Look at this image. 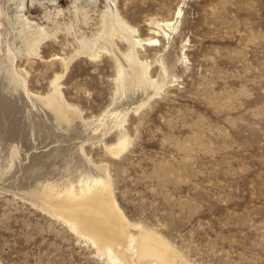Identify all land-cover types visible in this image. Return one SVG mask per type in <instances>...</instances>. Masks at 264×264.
Listing matches in <instances>:
<instances>
[{
    "label": "rangeland",
    "instance_id": "374dc122",
    "mask_svg": "<svg viewBox=\"0 0 264 264\" xmlns=\"http://www.w3.org/2000/svg\"><path fill=\"white\" fill-rule=\"evenodd\" d=\"M24 5L26 18L50 37L33 57L15 58L3 46L0 61L9 58L12 71L25 74V94L49 97L58 90L66 109L75 108L83 132L72 136L64 124L51 123L55 134L46 138L48 146L37 135L30 143L0 134V149L10 143L18 150L39 149L38 169H31L36 163L30 153L10 174H1L0 264H109L53 216L61 208L49 214L15 195L28 185L53 183L46 173L50 158L64 147H73L87 169L105 167L132 234L142 228L162 238L177 264H264V0H115L141 39L152 36L153 21L169 25L166 36L156 38L160 45L138 48L159 90L125 117L128 146L118 156L107 152L102 137L117 91L114 59L104 52L94 59L79 53L81 40L100 30L106 0ZM4 88L0 81V98ZM92 133L100 138L92 141ZM26 170L36 179L23 186Z\"/></svg>",
    "mask_w": 264,
    "mask_h": 264
},
{
    "label": "bare ground",
    "instance_id": "6f19581e",
    "mask_svg": "<svg viewBox=\"0 0 264 264\" xmlns=\"http://www.w3.org/2000/svg\"><path fill=\"white\" fill-rule=\"evenodd\" d=\"M2 3L0 4V49L2 50L3 48L1 47L4 46V51L13 57L15 55H19L18 57L36 56L39 46L50 35L42 27L26 18L23 12L24 0H2ZM106 3L105 12L101 16L100 30L91 40H81L80 44L82 47L79 53L94 59L99 56V53L104 52L106 55L110 54L111 58L114 59L117 91L113 99L112 108L110 111L108 110L109 114L106 117L104 116L108 130L105 134H102V137L104 138V146L107 152L112 156H118L128 146V134L123 125L125 117L130 111H137L145 100L159 90V85L150 80L147 74V63L138 58V48L160 45L156 38H164L166 36L164 28H169V25L153 21L150 33L148 32L152 36L141 39L137 36L138 34L134 28L129 26L119 15L115 0H106ZM2 17L6 18L5 21L3 19L5 25L3 28L1 27L3 25V22H1ZM157 30H162L163 32L161 33ZM116 36L120 38L118 41L126 46L127 50L125 53L119 51L115 45ZM5 52L3 54L0 51L1 60L3 57L1 53L5 56ZM14 59H12L13 62ZM7 61H9V58L3 60V62L0 61V81H2L5 87L4 91H6V100L5 98H0V134H6L14 142L23 138L30 143L36 140L37 135L43 142L46 141L48 146L52 141L50 140L49 142L46 138H49L54 133V129L53 131L49 130L51 129L49 128L51 123L59 122L64 124L66 129L69 130L67 133L72 134V136H75L76 132L74 130L83 132L82 127L78 126L81 123L79 124L78 119L73 117L77 114L74 111L75 108L72 110L66 109L63 100L59 98L61 94L58 95V90V93L49 94V97L33 95L32 93H27V91L25 94L23 91L24 86H26L24 85L23 77L25 74L22 75L21 71L19 73L16 70L12 71L13 68L11 69ZM67 66L68 64L65 66L66 69ZM56 87L59 88L58 86ZM55 130L57 131V128ZM64 131L62 132L64 133ZM100 134L92 133L88 137L93 141L97 139L95 135L100 138ZM102 137L101 139H103ZM67 138L69 139V137ZM43 142L41 143L44 144ZM71 142L73 143V141ZM14 147L17 149L21 146H14V144L10 143L8 148L0 149V180L1 174H10L19 158L26 155L28 158L32 156L33 162L35 161L36 163L31 169L39 168L37 166L39 163L37 160L39 159V157L37 158L39 149L31 147L29 150H24V148H21L22 150L19 149V151L17 149V152ZM62 150L61 152L52 153L53 156L50 158L52 163L50 162L51 165H48V171L44 168L45 166L43 167V170L46 169V173L51 176L53 183L47 184L44 188L26 186L33 171L26 170V181H23L22 185L27 187V191L23 192L16 189L14 191L15 195L22 199H28V202L31 201L33 203L32 205L38 206L43 212L45 211L49 214L54 209L58 210L61 208V211L56 210L57 215L53 216L65 223L72 233L88 240L92 246H95L97 252L107 257L109 264H177L178 257L176 252L162 238L160 239L152 233L143 231L142 228H139L138 236L132 234L130 228L133 226L119 212L111 195L110 182L105 176L106 170L104 166L87 169L85 168L86 165L78 158L77 152H75L73 147L66 149L64 147ZM50 152L48 151V154ZM30 153L31 156L29 155ZM59 153L62 155L57 160L56 158L60 156L58 155ZM56 155L58 156L56 157ZM34 172L37 173L35 170ZM43 173L45 172L43 171ZM34 177L36 179V174ZM61 188L63 189L61 190ZM50 198L54 200H50Z\"/></svg>",
    "mask_w": 264,
    "mask_h": 264
},
{
    "label": "water",
    "instance_id": "95a60500",
    "mask_svg": "<svg viewBox=\"0 0 264 264\" xmlns=\"http://www.w3.org/2000/svg\"><path fill=\"white\" fill-rule=\"evenodd\" d=\"M7 191H9V192H13L12 190H7Z\"/></svg>",
    "mask_w": 264,
    "mask_h": 264
}]
</instances>
